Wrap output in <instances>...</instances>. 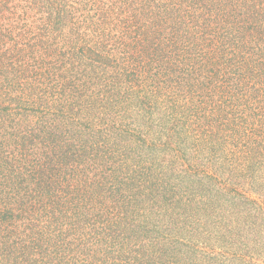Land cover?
Returning <instances> with one entry per match:
<instances>
[{"label": "trees", "instance_id": "1", "mask_svg": "<svg viewBox=\"0 0 264 264\" xmlns=\"http://www.w3.org/2000/svg\"><path fill=\"white\" fill-rule=\"evenodd\" d=\"M261 196L264 0H0V264H264Z\"/></svg>", "mask_w": 264, "mask_h": 264}, {"label": "rangeland", "instance_id": "2", "mask_svg": "<svg viewBox=\"0 0 264 264\" xmlns=\"http://www.w3.org/2000/svg\"><path fill=\"white\" fill-rule=\"evenodd\" d=\"M257 202V201H256ZM259 205H261L263 208H264V196H261L257 202ZM243 205V204H242ZM256 205H248L247 206V212L248 210L251 211ZM242 207V206H240ZM230 208V206L228 207ZM243 209V207L241 208ZM236 208L232 207V210L231 212L235 211ZM230 211V209L226 210V212L224 211L223 213L219 214L220 217H222L223 219V222H227V223H223L224 226H230L232 224H234L235 226V229L236 227L238 226L239 222H241V219L238 218L237 214L239 212L235 211L233 213H228ZM247 212L246 214H244L242 217H246L247 215ZM180 216V219L183 218V216L179 215ZM208 219H211V220H215L214 219V216H209L208 214H204L203 217H200V221H199V224L200 226L202 227V232H197L194 231L193 235H188V242L189 244L192 246L190 247L189 245L187 246V248H185V251L187 249H194V252L190 255H192V257H197L199 258L200 256H203L202 257V261L199 260V262L197 264H205V262H208L209 263H213L214 261L213 260H210V256L209 255H212V251H218V253H224L225 251H227V246H231L232 245V242L229 238V236H227V238H223V237H220L221 236V233H220V236L219 233L216 234V230L214 229L212 231V233L209 231V227H208V222L207 220ZM217 219V218H216ZM218 220V219H217ZM240 226V225H239ZM249 226V225H248ZM263 228H264V223L262 225L256 223V224H251L250 227H249V230H248V236L249 237H252L251 235V232L250 231H258V232H261L263 231ZM179 229L177 228H171L169 233L166 234L167 236L170 235V234H176L177 231ZM252 232V233H253ZM238 247H239V251L240 252H246L247 254L251 255L249 257L251 258H248V259H251V261H255L257 263H264V248L261 252L263 253H259L261 255V259H258L256 256H255V252H253L251 249L249 250L247 247H243L241 248L240 247V244H238ZM187 253H180V258L179 259H182V263L183 264H187L188 261H189V255H186ZM206 254H209L208 257H209V260L207 257L204 258V256H206ZM260 261V262H259ZM181 264V263H180ZM215 264H229L228 261L225 259V257H220L218 259V262H216Z\"/></svg>", "mask_w": 264, "mask_h": 264}]
</instances>
